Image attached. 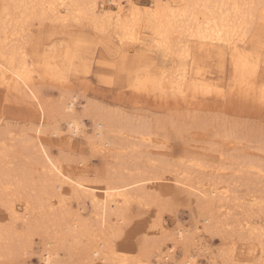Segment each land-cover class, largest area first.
<instances>
[{
	"label": "rangeland",
	"instance_id": "obj_1",
	"mask_svg": "<svg viewBox=\"0 0 264 264\" xmlns=\"http://www.w3.org/2000/svg\"><path fill=\"white\" fill-rule=\"evenodd\" d=\"M133 1L142 7L143 12H145L144 7H152L151 0ZM109 7L110 4L106 0H98L99 9L107 10ZM123 8L127 10V6ZM226 10L224 14L227 12ZM262 20H264V3L256 5L251 29L243 41L238 42L239 47L244 49V60L235 67L230 65V55L227 50L223 51L220 46L201 44L196 39L176 37L179 43L178 49L173 47L172 52L156 49L152 27L143 21L133 29L134 33L136 32L135 42L125 41L123 44L119 41L120 35L118 34L120 33L108 24L102 30H97L90 22H69L62 25L47 21L43 29V40L37 46L33 38L34 29L31 25L28 27L29 29L27 28L29 31L24 35L26 38L24 37L22 41L23 51L33 70L35 88L39 90V94L46 104L50 102L48 104L50 106L58 105L62 100L64 102L74 100V111L82 125L83 133L79 136L71 135L65 126L64 118L59 113H54L52 118L43 117L24 96L2 88H0V131L4 129L9 131L16 138L13 143L15 140L17 143L22 139L20 135L23 137L27 134L34 138L33 130L38 125H48L47 127L53 125L59 135H44L42 141H45L49 151L56 156L61 154L58 156L64 160L63 164L65 163V168L70 172L76 168L82 169L86 179H92L89 181L102 184L98 180H103L109 174L115 173L119 161L114 156V158L109 157L105 153L91 149L88 145L94 130L101 124L99 116L95 114L99 109L97 111H100L102 115H112L136 125L147 126V128L144 126L149 131L144 140L147 145L145 142L140 143L142 142L140 138L132 137L136 142L132 141L131 137L129 138L131 140H126L136 144L134 146L136 152L133 154L140 151L136 154L137 160L129 158L127 161L129 166L133 165V167L130 166L131 169L146 168L147 166L149 168V165L153 164L158 167L169 162L170 165L172 164L173 170L185 168L184 170L194 183L200 182L206 188H225L226 186L231 189L232 187L235 196L244 199V203L248 204L252 199L251 195L264 196L262 192L264 177L260 178L261 184L256 185V189H259L254 188L253 190L252 186L246 185L247 178H245L251 174L245 172L241 167L236 168V164L241 166V161L248 159L256 165H261L264 170V150L256 146L257 141L264 143V105L259 106L252 101L245 102L237 97V92L239 91L238 87L245 86V84H252L256 90H261L264 85V23ZM187 44H190L189 56L179 58L177 54L182 48L180 46ZM129 47L134 49L133 53L127 51ZM219 47L221 49H217ZM183 69L187 73L188 80L191 77L199 78L214 85L216 92L202 95L197 92L193 93L189 89L185 96L177 95V97L171 95L168 90V92L159 91L153 87V81L162 80L167 83L163 77L168 79L171 71L176 72L179 76ZM52 99L57 101L54 102ZM19 142L15 143L16 152H22L20 150L25 145ZM124 149H119L120 157L124 155L127 157L129 154L130 150L128 151V149L130 148ZM143 152L145 154L148 152L149 156L148 154L145 156ZM62 154L65 156L62 157ZM66 159L68 160L66 161ZM141 160L144 163L140 162ZM130 161L132 162L130 163ZM161 161L162 163H160ZM79 162L81 163L79 164ZM157 162L159 163L157 164ZM177 172L180 171L175 173ZM66 188L64 187L66 193L64 195H66V200L69 199L67 202L68 211H73L71 213L75 214L79 208L80 217L94 229V211L88 199L82 197L75 201L72 193ZM26 189L25 194L23 193L24 196L27 191L29 192ZM175 192L171 183L158 184L156 192L153 194L157 201L150 204L151 208L149 205L130 204L125 212L126 220H128L121 225V228L119 227L120 235H116L117 237L112 239L115 247L127 253L138 254L143 242L153 241L155 238L154 242L159 243L157 245H161V249H166L174 243L173 236L170 240L172 233L181 229L192 242L189 240L185 247L176 245L174 261L171 259L172 261L169 260L168 264H185L186 259L194 261V264H229V257L224 256V246L227 248L231 244L232 249L235 247L233 261L240 259L259 261L258 243L253 242L255 239H247L248 242L244 239L241 241L234 234V227L242 220H248L251 225H256L260 220L264 223V213H258L255 208L251 211L247 207L243 208L247 209V212H243L241 205L226 202L225 207L227 205L228 208L225 212L221 211L220 218H218L228 225L223 227L221 224H217V228L215 226L205 228L203 226L205 212L203 213L200 207L203 201L201 203L199 200L198 205V199L196 201L195 196L181 193L179 197L175 195ZM23 195L22 202L19 199L18 203H15L18 204L17 209L21 212L24 208ZM215 201L216 198H214ZM155 204L159 208L157 205L155 207ZM163 207L166 208L163 209ZM199 209L202 212L198 211ZM224 216L225 218H223ZM229 216L235 220H231ZM7 218L6 212L0 211V224L5 223ZM52 222H50L51 225L49 222L47 226L43 225L44 228L41 227L38 229V233H36L37 231L36 234L33 233L29 241L23 242L21 257L17 258L19 262L17 263L15 260L11 264H44L42 258L47 248H51L50 250L55 253L52 264L72 263L74 256L80 253L83 248V240L80 241L82 243L74 238L73 240L68 238L66 240L68 243L60 240L55 241ZM155 222L163 226L161 230L165 231V234L161 235L160 231L151 228ZM20 225V222H17V226L20 227ZM203 229H207L206 232L209 231L206 233ZM212 229H215V232ZM223 229H225L227 237L230 235L227 241L221 236L222 231L220 230ZM157 236L159 237L157 238ZM223 239L225 243H228L223 244ZM74 240L78 243H75ZM219 255L220 257H218ZM148 259L152 263L156 262L154 256Z\"/></svg>",
	"mask_w": 264,
	"mask_h": 264
},
{
	"label": "bare ground",
	"instance_id": "obj_2",
	"mask_svg": "<svg viewBox=\"0 0 264 264\" xmlns=\"http://www.w3.org/2000/svg\"><path fill=\"white\" fill-rule=\"evenodd\" d=\"M151 1L152 7H144L145 12H143L141 10L142 7L135 4L133 0H106V2L110 4L107 10L98 8V0H0V88L24 96L27 101L29 100L30 103L37 108V111L43 117L52 118L54 113H59L61 117L64 118L66 122L65 126L70 134L79 136L83 133V129L74 111V100H69L68 102L62 100L58 105L50 106L48 105L50 102L46 104L45 101L42 100L43 98H41L39 90L35 88L33 70L28 62V57H26L23 51L22 40L24 37L26 38L24 35L29 31H27V28L31 27L33 21H35L37 17H45L46 21L62 25H66L69 22H90L97 30H102L108 24V26L111 25L114 30L120 33L118 35H120L119 41L121 44L125 41L135 42L136 32L134 33L133 29L135 26H138L137 24H139V22L143 21L152 27L151 30L157 45L156 49L160 48L162 51L172 52V48L179 45L176 37L196 39L201 44L220 46L223 51L227 50L230 55V65L235 67L244 60V49L243 47H239L238 42L243 41L251 29L256 5L264 3V0ZM60 4H65L67 6L63 8L58 7ZM44 5L55 6L46 8ZM125 6H127V10L123 8ZM225 10L227 12L224 14ZM189 45L180 46V48H182L177 54L179 58L189 56ZM220 47L217 49H221ZM127 51L133 53L134 49L129 47ZM163 79H165L167 83L158 79L159 81H153V87L159 91L168 90L171 95L185 96L189 89L193 93L197 92L202 95L216 92L213 87L214 85L206 83L199 78L191 77L188 80L187 73L184 69L179 76L176 72L171 71L169 78L166 79V77H163ZM188 82H190L189 85H187ZM238 88L237 97L239 99L245 102L252 101L259 106L264 105V85L261 90H256L252 84H245V86H239ZM53 101L56 102L57 100L55 101L54 99ZM97 110L95 114L99 116L101 124L94 130L88 145H90L91 149L105 153L109 155V157L114 156L119 161L117 171H113L115 173L109 174V176H106L103 180H98V182L102 184H96L91 182L92 179H89L91 181L86 179L82 169L74 168L75 170L70 172L65 168V163L63 164L64 160L58 156H61V154L56 156L49 151L45 141H42L44 140V135H59L58 130L53 125L49 127H47L48 125H38L33 130L34 138L29 137L27 134L23 136L24 138L20 135L22 138L20 142L25 144L23 148L18 146L22 148V150H20L22 152L15 151L16 144L19 141L16 143L15 140L16 144L13 143V140L16 138H14L9 131L5 129L0 131V211H4L8 215V221L5 220V223L0 224V264H11L15 260L18 263L19 261L17 260L21 257V251H23V242L25 240L29 241L33 233L36 231V233H38L39 228L43 227V225L47 226L48 222L50 224L51 221H53L52 226H54L55 241L60 240L68 243L66 241L68 238H72L71 240H73V238L78 239V242L83 240L81 252L76 254L74 256L75 258L73 257L74 260L72 263H70L69 260L70 264H168L169 260L172 259L174 261L175 246L182 245L185 247L190 240V237L187 238L188 236H186L184 230L177 229L175 230L176 232L172 233L170 240H172L173 236L174 243L166 249H161V245L158 246L157 244L159 243L154 242L156 241L155 238L153 241H141L143 245H141L142 247L138 254H131L117 249L112 240L117 237L116 235H120L118 230H120L121 225L128 220H126L125 212L130 204L134 203L136 206L137 203L149 205L150 207L151 203H156L157 199L153 197V194L156 192L158 184L171 183L172 188L176 191V196L180 197L181 193H187L195 196L196 201L198 199V205L199 200H201V203L203 201L200 207L203 213L205 212V217L202 216L204 221L203 226H205V228L208 226H215L217 228V224H221L223 227L228 225V223H224V221L219 219L220 212H225L228 208L227 205L225 207L226 202L241 205L242 209L247 207L251 211L255 208L258 213H264V196L251 195V201L248 204L244 203V199L235 196L232 187L231 189H229L230 187L226 188V186L225 188H206L200 182V184L194 183L184 170L185 168H175L173 170V166L172 164L170 165L169 162L168 164L158 167L153 166L154 164L152 163L153 165H149V168L145 166L147 169L142 167H139V169L136 167L135 169H131L130 166L133 167V165L129 166V162L127 161L129 158L130 160H137L138 157L136 154L140 151L133 154L136 152L134 147L136 144L126 140H131L129 139L130 137L140 138L142 140L140 143L143 144L147 132H149L146 130L147 126L136 125L130 123V121L121 120L112 115H102V113ZM134 138H132V141H134ZM145 144L147 145L146 142ZM256 144L259 149L264 150L263 142L257 141ZM137 146L139 147V144H137ZM124 148H130L128 149L130 152H128L129 154L127 153V157H124L125 155L120 157V155H118L119 149ZM147 154L148 152H146L145 156ZM63 156L65 155L62 154V157ZM24 160L26 164L23 163ZM67 160L68 159H66V161ZM142 160L140 162H142ZM131 162L132 161H130V163ZM80 163L81 162H79V164ZM142 163H144V161ZM158 163L159 162H157V164ZM160 163H162V161ZM236 165V168L241 167L245 172L251 174L245 177L247 178V186H252L254 190V188L256 189V185L261 184L260 178L264 177V170L261 165H256L248 159L247 161H241V166L238 163ZM113 170L115 169L113 168ZM176 171L180 172L175 173ZM38 176L39 179H37ZM95 180L97 181V179ZM215 182L217 181L215 180ZM219 184L221 185V183ZM64 187H67L66 189L72 193V197L75 201H78L82 197L88 199L94 211V229H92V225L87 224V222L80 217L78 213L80 210L79 208H77L75 214L71 213L73 211H68L67 202H69V199L66 200L65 198L66 195L64 194L66 193ZM25 189L26 191L29 190L26 196L23 195V193L25 194ZM262 190L260 191L264 193V187ZM31 192H33L32 195ZM22 195L24 196L23 212L18 211V204H15L18 203L17 201L19 199L21 200ZM214 198H216L217 202H214ZM156 205L157 204L154 206L156 207ZM164 208L166 207H163V209ZM201 210L199 209L198 211ZM243 212H247V209H243ZM223 218H225V216ZM17 222H20V227L17 226ZM158 222L161 223V221ZM158 222H155L151 228L160 231L161 235H163L165 231L163 232L161 230L163 226ZM206 230H204V232H206ZM220 231H222L221 236L227 241L230 235L228 237L226 236L225 229ZM234 232L240 240L244 239V241H247V239H255L253 242L256 241L258 243L256 244L258 245L260 260L261 254L264 253V246L261 244V237L264 236V223L260 220L256 225H251L248 220H242L235 225ZM158 237L159 236H157V238ZM224 239L223 244H227L228 242L225 243ZM74 241L78 243L76 240ZM228 247L225 248L224 246L226 250H224V256L227 258L229 257V264H232V259L234 257L233 249L235 247L233 249L232 246L230 248ZM50 249L47 248L43 255L42 261L44 264H52L54 261L55 253ZM152 256L156 259L155 263H152L150 259H148ZM218 257H220V255ZM222 262L224 263L223 259ZM185 264H194V261L186 259Z\"/></svg>",
	"mask_w": 264,
	"mask_h": 264
},
{
	"label": "snow or ice",
	"instance_id": "obj_3",
	"mask_svg": "<svg viewBox=\"0 0 264 264\" xmlns=\"http://www.w3.org/2000/svg\"><path fill=\"white\" fill-rule=\"evenodd\" d=\"M55 5H44V7H54ZM67 5L65 4H60L58 5V7H66ZM46 18L45 17H37V19L35 21H33L32 23V27L34 29V33H33V38L37 44V46H39V43L42 42L43 40V29L44 26L46 24ZM262 23H264V20H262ZM38 25V28H37ZM261 244L262 246H264V236L261 237ZM232 264H264V253L261 254V259L257 262V261H253V260H244V259H240V260H234L232 262Z\"/></svg>",
	"mask_w": 264,
	"mask_h": 264
}]
</instances>
